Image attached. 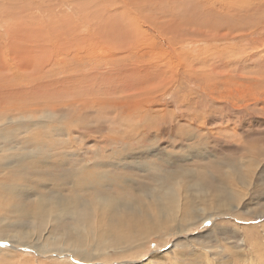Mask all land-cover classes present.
I'll use <instances>...</instances> for the list:
<instances>
[{
    "label": "rangeland",
    "instance_id": "rangeland-1",
    "mask_svg": "<svg viewBox=\"0 0 264 264\" xmlns=\"http://www.w3.org/2000/svg\"><path fill=\"white\" fill-rule=\"evenodd\" d=\"M0 51V264H264V0H0Z\"/></svg>",
    "mask_w": 264,
    "mask_h": 264
},
{
    "label": "bare ground",
    "instance_id": "bare-ground-1",
    "mask_svg": "<svg viewBox=\"0 0 264 264\" xmlns=\"http://www.w3.org/2000/svg\"><path fill=\"white\" fill-rule=\"evenodd\" d=\"M189 8V7H188ZM7 13V12H6ZM1 52V51H0ZM2 61H3V59H2ZM1 61V62H2ZM16 61V60H15ZM14 61V62H15ZM5 66V65H4ZM6 71V70H5ZM7 77V76H6ZM3 79V78H2ZM17 172H19V170L18 171H16V173ZM19 173H22L21 171L19 172ZM181 179V178H180ZM8 187V186H7ZM10 187V186H9ZM2 189V188H1ZM6 189V188H5ZM4 189V190H5ZM7 196V195H6ZM177 197H178V195H177ZM171 196H167L166 197V200H168L169 202H172V200H171ZM179 198V197H178ZM177 199V198H176ZM171 200V201H170ZM44 203H46V202H44ZM43 203V204H44ZM102 203H104L105 205H111V201L110 200H106V202L104 201V200H102ZM158 203H160V204H163L164 205V201L163 202H158ZM54 204L55 205H57V206H61V205H59L57 202H54ZM46 206V205H45ZM44 206V207H45ZM44 207H43V205H42V207H41V209L44 211L45 209H44ZM148 208V207H147ZM24 211H26V212H31V210L27 207V206H25L24 208H22ZM22 210V211H23ZM34 210V209H33ZM95 211V210H94ZM146 211H147V209H144V208H141L139 205L138 206H136L135 208H134V213L132 214V219L133 220H135L134 222H138L139 221V219L140 220H144V219H146L147 218V215H146ZM168 211H165L164 212V214H160V216H164L163 218H169L168 216H169V214H166ZM188 216H192V214H190V215H187V217ZM113 218V220L114 221H118L116 218H114V217H112ZM166 220V219H165ZM130 221L131 220H129V221H127L126 222V224H124V226H126L127 227V230L130 228V227H132V225H131V223H130ZM130 223V224H129ZM165 224V223H164ZM111 225V224H110ZM113 225H119V223L117 222V223H113ZM138 225H140V222H138ZM236 230V229H235ZM132 232V231H131ZM135 233H137V231L135 232ZM136 235V234H135ZM132 237H133V235H132ZM74 241H77V239H73V242H72V246H74V248H73V250H75V242ZM119 241V240H118ZM70 242V241H69Z\"/></svg>",
    "mask_w": 264,
    "mask_h": 264
}]
</instances>
